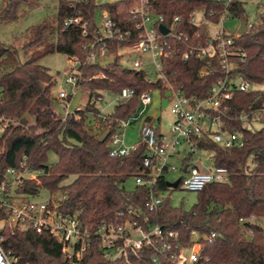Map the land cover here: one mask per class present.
Instances as JSON below:
<instances>
[{
	"label": "trees",
	"instance_id": "trees-1",
	"mask_svg": "<svg viewBox=\"0 0 264 264\" xmlns=\"http://www.w3.org/2000/svg\"><path fill=\"white\" fill-rule=\"evenodd\" d=\"M21 1L8 0L1 13L2 21L17 18L16 11ZM119 5L118 2L97 5L96 0H86L78 2L73 9L67 0H59L57 25H41L35 32V38L24 47L28 51L51 38L53 42L46 52L28 58L0 76V116L8 120L0 136V180L7 168L26 163L32 169L43 170V173L39 177L40 184L30 180L22 187L23 192L38 195L40 185L53 195L62 192L66 198L61 200L59 209L67 214L80 212L82 220L90 226L121 222L119 212L131 207L149 222L179 231L180 242L184 245L192 244V230L206 235L215 232L217 236L211 241L200 240V260L196 264H264V227L247 223L255 233L248 237L240 223L241 218L251 215L264 221V127L251 130L238 119H225L229 130L244 132V146L227 148L205 134L200 148L211 152L213 165L228 169L229 181L208 184L198 192L197 201L188 210L182 206L173 207L167 197L156 211H150L148 185H136L133 189L125 187L129 179L146 176L143 166L145 145H139L126 157L113 158L108 146L110 133L105 140L100 139L110 129L109 125L115 127L117 120H126L137 112L138 97L119 101L100 126H96L93 119L100 111L94 97L101 91L116 93L124 87L135 88L139 93L162 89V84L148 82L145 71L122 67L118 56L106 64H89L84 68L85 78L80 87L88 94V102L80 112V118L69 116L62 120V113L56 109L57 97L52 91L56 80L49 68L41 63V58L60 52L77 54L84 60L87 55L84 45L91 40V35H84L81 27L76 25L64 28V22L79 12L83 22L88 24L89 32H94L95 13L99 7L108 9L122 27L132 29L129 38H119L110 43V52L117 55L120 47L138 39L135 22L126 21L129 13L119 10ZM150 8L152 12L162 14L168 26L175 16H181L180 27L192 31V11L199 8L206 13L211 9L219 11L221 5L212 0H151ZM230 10L237 18L247 17L240 0H233ZM238 45L247 52V60L238 65L239 72L260 87L235 94L230 109V115L234 116L256 99L264 100V87H261L264 85V11L241 36ZM3 51L10 52L9 49ZM204 63L197 58L184 60L175 52L163 58V71L188 95L201 98L208 95L211 85L222 74L216 65L213 72L201 75ZM101 72L105 78H93ZM51 151L57 155V161L50 165ZM71 175H75L73 181L62 184ZM156 188L169 189L165 175ZM1 234L5 238V248L17 256L20 263L72 264L65 257L58 239L49 233H38L31 228L5 227ZM154 254L153 250H148L140 259H131L133 264H153ZM79 264H107L99 238L92 240ZM164 264L170 263L165 261Z\"/></svg>",
	"mask_w": 264,
	"mask_h": 264
},
{
	"label": "built area",
	"instance_id": "built-area-1",
	"mask_svg": "<svg viewBox=\"0 0 264 264\" xmlns=\"http://www.w3.org/2000/svg\"><path fill=\"white\" fill-rule=\"evenodd\" d=\"M71 8L75 9L78 2L86 0H67ZM151 0H96L97 5L103 3H120L119 10H126L129 17L126 19L135 22L138 30V39L120 47L117 55L110 52V43L119 38H129L132 29L122 27L113 17L112 13L99 7L95 13V30L89 32L88 24L83 22L82 16L77 12L66 19L64 28L71 25L81 27L83 34L91 35V40L84 45L87 55L83 60L77 54L68 55L66 82L72 86V93L61 89L57 99L62 101V120L69 116L80 118L82 106H74L73 101L84 81V68L89 64H106L119 57L122 67L145 71L148 82H160L161 88L138 92L135 88L124 87L119 92L101 91L95 96L99 113L93 116L96 126L105 122L110 113H104L99 103L104 101V93L117 96V102L138 97L139 107L131 118L117 120L116 126L109 125L110 156L126 157L144 144L146 153L143 158L146 176H136V185H148V208L156 211L165 198L171 196V191L182 188L199 192L210 183H224L230 179L229 171L224 166H215L212 163V154L209 156L210 164L205 163L199 156L200 152L207 151L200 148V142L208 134L220 145L232 148L242 147L245 144L243 131H231L227 128L225 119L243 122L245 128L258 130L264 127V100L260 98L253 101L247 109L238 114L230 115L231 104L237 92H248L260 86L246 79L238 70L239 63L247 60V52L238 45L243 34L230 31L224 22L234 16L230 10L233 0H212L221 5V10L211 9L208 13L204 9H195L190 14V23L193 30L182 29L181 16H175L170 26L165 24L162 14L152 12ZM213 19L214 17H216ZM132 18V19H131ZM239 18V17H238ZM240 20V18H239ZM255 22L247 17V31ZM165 25L169 33L161 32L159 26ZM240 27V24H239ZM176 42V47H175ZM180 54L182 59L197 58L204 60L200 69L201 75L215 70L216 65L221 75L211 85L208 95L198 97L188 95L185 90L176 85L163 71V58L173 53ZM149 58H146V57ZM127 59L124 61L123 59ZM128 63V65H127ZM151 65L154 67L151 69ZM101 72L93 78H105ZM263 87V86H261ZM159 90L162 97L170 102V111L173 121L167 133L158 130L161 124L160 117H144L147 106L152 102L151 92ZM83 96V91H82ZM81 96V97H82ZM81 103V102H80ZM73 107V109H71ZM140 121V138L138 144L130 145L126 142V130L133 123ZM8 125V120L0 116V136ZM260 125V126H259ZM150 169L149 172L146 171ZM179 173V184L176 188L169 186V195L156 188L165 175L167 182L171 183L168 175ZM43 170L32 169L26 163L20 166L9 167L0 180V264H29L20 263L4 246L5 238L1 231L5 227L31 228L38 233H49L58 239L65 257L72 264H79L88 246L94 238H99L103 246V255L107 264H133L132 257L141 258L148 250H153V264H196L200 260L201 239L211 241L217 235L202 234L197 230L190 232L192 244L184 245L180 242V233L176 229L159 223H151L146 217L133 208L120 211L121 222H103L96 227L85 223L80 212L67 214L59 207L65 194L58 196L51 194L40 199L39 194L33 195L21 189L30 180L40 184V175ZM240 223L248 237L254 236V229L247 226L259 225L264 227V221L251 215L241 218ZM190 250L189 254L186 251Z\"/></svg>",
	"mask_w": 264,
	"mask_h": 264
},
{
	"label": "rangeland",
	"instance_id": "rangeland-1",
	"mask_svg": "<svg viewBox=\"0 0 264 264\" xmlns=\"http://www.w3.org/2000/svg\"><path fill=\"white\" fill-rule=\"evenodd\" d=\"M117 1V0H109ZM243 2L245 13L250 21L256 22L260 13L264 11V0H240ZM8 0H0V76L13 70L20 63L25 62L28 58L33 56L43 55L49 48L53 40L50 38L41 45H38L28 51L24 49L35 38L36 30L43 24L50 26L57 25V13L59 0H22L20 6L16 11L17 18L14 20L2 21L1 13L5 8ZM225 26L232 32H237L240 24V20L237 17L230 16V19L224 22ZM3 49H9L10 52H4ZM146 58H149L148 56ZM127 61V59H123ZM41 63L47 66L56 80V84L53 87V94L58 96L61 89L67 90L72 93V86L66 82V70L68 67V55L60 52H54L44 55L41 58ZM128 65V63H127ZM154 66L151 65V69ZM264 87V85H263ZM79 91H82L81 89ZM104 101L99 103L101 110L108 114L114 111L117 96L105 92ZM152 102L147 106V110L144 117H160L161 124L160 130L163 133L169 131L170 124L173 121V115L170 111V102L167 98L162 97L159 90L151 92ZM88 94L83 91V96L80 98V105L82 109L85 108L88 102ZM56 109L59 113H63L62 101L57 99ZM73 109V107H71ZM260 126V125H259ZM141 122L137 121L133 123L126 130V142L130 145L138 144L141 141L140 138ZM199 156L205 163L210 164L209 156L211 152L203 151L199 153ZM57 161V155L51 151L49 153L48 164H53ZM179 173H170L168 177L171 180H176L179 177ZM75 178V175H71L69 178L63 181L62 184H68ZM136 186L135 178L129 179L125 183L127 189H133ZM165 195H169L170 191L164 190ZM61 196L62 192L56 193ZM50 192L46 188L41 189L40 199L49 197ZM198 192L189 191L182 188H177L171 191L170 204L173 207H184V209H190L197 201ZM190 250L186 251L189 254Z\"/></svg>",
	"mask_w": 264,
	"mask_h": 264
},
{
	"label": "water",
	"instance_id": "water-1",
	"mask_svg": "<svg viewBox=\"0 0 264 264\" xmlns=\"http://www.w3.org/2000/svg\"><path fill=\"white\" fill-rule=\"evenodd\" d=\"M159 28H160V30H161L162 33H164V34H168L169 33V28L167 26L160 25ZM239 32L241 34H244V33L247 32V17L246 16L240 17ZM81 96H82V91H79L77 93V95L75 96V98H74V101H73V105L74 106H78L80 104V98H81ZM108 134H109L108 132L103 133L101 135L100 139L101 140H105L106 137L108 136ZM179 181H180V179H177L174 182L168 183V185L176 188L178 186V184H179Z\"/></svg>",
	"mask_w": 264,
	"mask_h": 264
}]
</instances>
